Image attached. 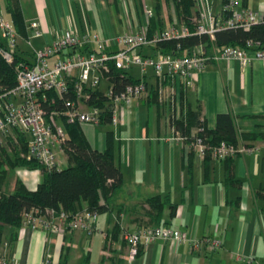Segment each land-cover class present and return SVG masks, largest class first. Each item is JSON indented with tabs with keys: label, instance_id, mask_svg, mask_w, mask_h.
<instances>
[{
	"label": "crops",
	"instance_id": "crops-1",
	"mask_svg": "<svg viewBox=\"0 0 264 264\" xmlns=\"http://www.w3.org/2000/svg\"><path fill=\"white\" fill-rule=\"evenodd\" d=\"M155 1L19 0L24 23L27 26L36 22L40 35L28 38L17 35L15 53L31 62L33 50L65 29L80 34L98 33L110 43L108 38L138 30L144 22L142 4L153 12ZM208 3L212 11L219 12L222 0ZM159 4L162 29L172 24L173 19L178 27L184 24L171 0H159ZM238 6L264 15V0H238ZM0 13L9 19L3 0ZM0 43L5 44L1 37ZM115 48L111 44L106 46L109 50ZM67 52L64 50L62 54ZM53 60L54 57L49 63ZM147 73L146 81L152 85L153 77L149 70ZM192 81L193 86L183 96L184 103L193 110L199 107L207 129L214 127L217 113L228 112L237 134L254 128L264 130L262 61L252 59L245 67L236 60L210 62L193 74ZM150 96L148 89L146 95L132 104H120L118 121L114 125L109 123V128L97 129L107 125L100 123L94 127L88 123L79 125L87 144L98 151L105 148L106 132H111L114 163L121 174V185L108 201L99 200L106 206L95 219L100 232L87 235L81 230L47 233L18 228L14 241L3 238L0 254L16 264H41L47 254L48 264L62 260L65 264H80L84 254L89 256L88 264H264V212L260 209L264 196V140L248 141L259 146L251 153L227 160L210 158L206 176L202 159L191 153L188 170V152L179 141L166 139L170 133L163 124L160 106L149 101ZM54 151L58 168L66 166L63 151L56 148ZM24 171L25 181L35 180L40 174L37 169ZM227 172L233 182L226 180ZM23 180L24 186L31 190ZM12 188L13 184L6 193ZM151 196H158L162 203L159 214L146 202ZM81 207L85 208V204L81 203ZM145 225L179 230L186 241L154 239L128 261L127 245L121 235ZM9 231L7 228L5 237ZM209 239H219L220 246L208 250Z\"/></svg>",
	"mask_w": 264,
	"mask_h": 264
},
{
	"label": "built area",
	"instance_id": "built-area-1",
	"mask_svg": "<svg viewBox=\"0 0 264 264\" xmlns=\"http://www.w3.org/2000/svg\"><path fill=\"white\" fill-rule=\"evenodd\" d=\"M192 1L195 8V14L190 19L192 31L185 24L178 27L173 19L169 26L148 34L146 27L152 10L142 4L144 22L134 32L108 38L109 43L98 33L80 34L65 29L49 43L33 50L31 62L27 64L18 61L14 65L15 84L0 93V145L13 130L21 132L27 136V144L20 156L35 159L45 170L58 168L54 148L62 151L66 139L65 131L58 120L63 118L66 122L99 124L105 110L104 107L87 105L89 94L83 92L82 88L93 90L98 87L100 79L105 82L102 93L109 104V123L114 125L118 121L116 114L120 104L130 105L137 98L146 95L150 86L146 81L149 70L153 77L151 86L154 87L155 97L161 109L162 121L170 133L166 139L179 141L187 152L191 151L200 159L208 155L212 159L223 160L258 150V145L246 144L240 138L235 142L221 141L209 145L197 135L201 128H192L189 135H182L171 124V120L180 118L186 107L183 96L186 90L193 86V74L201 71L206 64L218 63L220 60H236L241 67H245L252 59L264 63V50L258 47V41L253 40H246L244 47L226 45L216 48L211 45L205 49L199 44L190 54L155 50L156 43L161 40L203 34L212 41L215 31L236 27L248 28L261 20L259 12L238 6V0H222L219 12L211 10L208 0ZM26 30L28 37L40 35L34 21L27 24ZM0 37L5 41V44H0V55L10 63L15 56L17 34L10 20L1 13ZM109 44L116 47L111 53L106 49ZM80 46L87 47L86 51H79ZM64 50L68 52L62 54ZM52 57L54 60L49 63L48 60ZM108 61L123 70L136 66L139 70V80L115 90L102 75L108 72ZM67 77L75 79V97L65 98L62 103L63 110L53 111L47 118V113L41 106V101L45 100V92L53 90L59 96L65 94ZM107 182L109 183L110 179H107ZM96 216V211L86 208L73 214H68L61 208H29L21 211L19 228L40 229L47 233L81 230L90 235L100 232L95 226ZM121 238L127 245L128 261L133 259L138 248L154 239L168 240L171 243L186 241L184 233L179 230L168 226L150 225L123 232ZM191 244L198 245L197 242ZM206 244L211 251L220 246L221 241L209 239ZM49 258L47 254L41 264H48ZM235 258L240 259L238 256ZM0 264L16 263L0 254Z\"/></svg>",
	"mask_w": 264,
	"mask_h": 264
},
{
	"label": "trees",
	"instance_id": "trees-1",
	"mask_svg": "<svg viewBox=\"0 0 264 264\" xmlns=\"http://www.w3.org/2000/svg\"><path fill=\"white\" fill-rule=\"evenodd\" d=\"M171 1L175 12L189 30L192 31L193 25L190 19L193 16V1ZM3 8L8 14L16 34L22 38L27 37L26 24L23 20L19 0H3ZM162 27L160 4L159 0H156L152 15L148 18L146 30L148 34H151L155 30L160 31ZM246 40L258 41V47L264 50V15L261 16V20L248 28L236 27L215 31L212 41H209L208 37L203 34H190L180 38L158 41L154 49L160 52L177 51L178 53L190 54L199 44L205 49L211 45L216 48L226 45L244 47ZM86 49L87 47L79 48L82 52L86 51ZM113 51L109 50L108 52L111 53ZM18 61L29 63L17 53H15L13 61L10 63L6 62L0 55V93L10 89L15 84L14 65ZM107 65L109 68L108 72L102 73V75L108 79L115 90L121 89L125 84L135 83L139 80L138 77L131 76L126 70L116 68L111 61H108ZM66 81L67 92L62 96L57 95L53 90L45 92V100L41 101V106L46 111L47 118L51 112L63 110L62 103L65 98L73 99L75 97L73 87L75 79L67 77ZM82 91L89 94V98L86 100L87 105L104 107L105 110L100 124H109V104L102 91L98 87L93 90L83 87ZM149 91L151 94L149 101L157 104L154 87L150 85ZM58 121H60V125L66 135L62 151L65 154L67 165L62 168L45 170L35 159H26L20 156L19 154L25 151L27 144L26 136L21 132L14 130L20 146L19 150L16 149L15 144L11 140H8L10 152L6 150V146H0V245L3 238L7 242L15 240L22 210L51 207L54 209L61 208L68 214H73L81 210V203H84L86 209L102 213L106 210V206L99 203L100 198L107 202L114 190L121 185V174L114 163L111 132H106L105 148L102 151H98L87 144L80 130V123L66 122L63 118ZM171 124L182 135H189L192 128H201L197 135H200L204 142L209 145H215L221 141L227 143L235 142L237 138H240L246 144H250L248 141L264 140V130H259V128L237 134L233 118L228 112L217 113L214 127L207 129L205 121L200 115L199 107L193 110L186 106L180 118L171 120ZM191 153V151L187 153L188 170ZM232 157H226L223 160ZM209 159L208 155L202 158L205 176L207 175L206 168ZM14 167H23L28 170L38 169L40 171L41 178L34 189H27L21 180L15 179L13 188L9 192H1L7 169ZM107 179H110L109 183ZM226 180L233 182L228 172ZM261 199L262 205L260 209L264 212L263 195ZM146 202L159 214L162 203L158 196H151L146 199ZM5 227L10 229L6 237ZM140 249L141 247L138 248L137 252ZM88 261V255L84 254L80 264H88ZM58 264H65V262L62 260Z\"/></svg>",
	"mask_w": 264,
	"mask_h": 264
},
{
	"label": "rangeland",
	"instance_id": "rangeland-1",
	"mask_svg": "<svg viewBox=\"0 0 264 264\" xmlns=\"http://www.w3.org/2000/svg\"><path fill=\"white\" fill-rule=\"evenodd\" d=\"M166 7H167V10H168V6H167V3H165ZM129 29V28H128ZM129 32H131L130 30H128ZM133 32V31H132ZM52 59V58H51ZM51 59L49 58L48 62L51 61ZM129 73L131 74V76L133 77H139V70L136 66H132L131 68L128 69ZM104 81L102 79H100V82H99V85H98V88L99 89H104L105 86H104ZM91 126H96L97 124H90ZM110 125H101V126H98L96 127L97 129H100V130H103V129H106V128H109ZM111 127V126H110ZM26 139H27V136H26ZM8 140H11L15 146H16V149L19 150L20 146H19V143H18V140L16 138V134H15V131L13 130L8 136H6L3 140H2V143L0 146H6V150L8 152H10V149H9V145H8ZM20 155V154H19ZM24 170H26L25 168L23 167H14V168H8L7 169V172H6V177L4 178V181L2 183V187H1V192L3 193H6V191L8 190V188L14 184V180L15 179H19V180H23L24 178H26V175ZM41 178V175L40 174H37L36 177H35V180H23L25 181V184L28 188H32L34 189L33 187L35 186L34 185V182L37 180L39 181ZM31 189V190H32ZM4 230L6 231L7 230V227L4 228ZM89 257V256H88Z\"/></svg>",
	"mask_w": 264,
	"mask_h": 264
}]
</instances>
